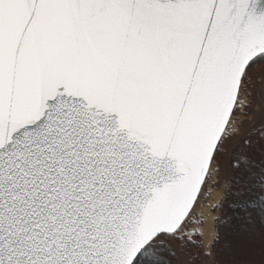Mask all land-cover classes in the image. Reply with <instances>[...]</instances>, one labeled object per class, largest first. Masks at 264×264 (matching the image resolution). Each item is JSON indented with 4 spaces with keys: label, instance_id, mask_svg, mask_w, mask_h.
I'll return each mask as SVG.
<instances>
[{
    "label": "snow or ice",
    "instance_id": "obj_1",
    "mask_svg": "<svg viewBox=\"0 0 264 264\" xmlns=\"http://www.w3.org/2000/svg\"><path fill=\"white\" fill-rule=\"evenodd\" d=\"M221 226L264 264V0H0V264H178Z\"/></svg>",
    "mask_w": 264,
    "mask_h": 264
},
{
    "label": "rangeland",
    "instance_id": "obj_2",
    "mask_svg": "<svg viewBox=\"0 0 264 264\" xmlns=\"http://www.w3.org/2000/svg\"><path fill=\"white\" fill-rule=\"evenodd\" d=\"M230 180V177L227 173H224L221 177L218 178V183L220 186L218 188H212V191L210 192V198L211 195H213L215 192H219L221 194L220 200L218 203L222 202L226 196L227 189H226V184ZM216 217L220 216V212H213ZM215 217V218H216ZM215 229H216V219H215ZM232 230L228 229L227 230V236H229L230 232ZM225 242L229 244L231 241L226 238ZM248 244L244 241L241 243L240 251H243V255H233V257H229V260L231 264H248L247 258L250 257V253L244 252L246 250V247ZM248 249V248H247ZM205 251H208L205 248ZM177 256H178V264H217L216 259H215V252L212 250V255L210 257H207L204 255V253H199L198 258L192 254L191 251L186 250L184 252H180L179 250L177 251Z\"/></svg>",
    "mask_w": 264,
    "mask_h": 264
},
{
    "label": "trees",
    "instance_id": "obj_3",
    "mask_svg": "<svg viewBox=\"0 0 264 264\" xmlns=\"http://www.w3.org/2000/svg\"><path fill=\"white\" fill-rule=\"evenodd\" d=\"M228 192L226 193V196L224 200L227 198ZM223 200V201H224ZM221 233H222V241L221 244H217L215 252V259L217 264H231L229 257H233V255H243V251H240L241 243L244 242V240L240 239L235 234H230L227 236V230L228 228H225L221 226ZM228 238L231 242L228 245H232L233 247L227 251L221 252L220 255H217V250H219L222 245L227 244L225 242V239ZM248 248V249H247ZM246 253H250V257L247 258L248 264H259L260 257L258 255H254L251 251H249V246L246 247V250H244Z\"/></svg>",
    "mask_w": 264,
    "mask_h": 264
},
{
    "label": "bare ground",
    "instance_id": "obj_4",
    "mask_svg": "<svg viewBox=\"0 0 264 264\" xmlns=\"http://www.w3.org/2000/svg\"><path fill=\"white\" fill-rule=\"evenodd\" d=\"M221 194L219 192H215L213 195H211L210 203H218L220 200ZM215 217L216 215L213 212L207 211L205 213V236H204V244L206 246V249L209 250L208 246L211 245L213 237L216 234L215 229Z\"/></svg>",
    "mask_w": 264,
    "mask_h": 264
}]
</instances>
